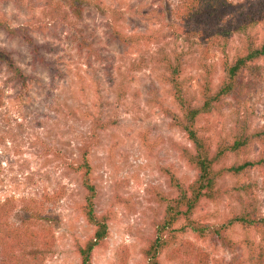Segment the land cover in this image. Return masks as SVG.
Returning <instances> with one entry per match:
<instances>
[{
    "label": "rangeland",
    "instance_id": "1",
    "mask_svg": "<svg viewBox=\"0 0 264 264\" xmlns=\"http://www.w3.org/2000/svg\"><path fill=\"white\" fill-rule=\"evenodd\" d=\"M101 1L123 13L121 20L115 19L128 44L108 39L114 20L110 13L94 8L69 13L70 26L62 28L52 13L71 10L58 0L0 1V17L10 27L28 28L49 64H37L30 46L0 32V50L10 52L29 77L26 85L16 84L5 66L0 67V226L38 237V246L15 253L28 261L36 255L40 264H79L75 243L91 236L94 228L80 213L85 191L75 168L82 148L92 142L96 123L104 129L95 131L96 144L88 154L96 188L94 210L110 214V221L106 243L94 249L92 264H144L146 239L164 212L156 192L176 194L162 168L185 187L195 179L176 147L192 148L184 132L174 127L185 106L182 110L168 93L162 60L167 54H183L182 90L190 106L197 107L203 102L204 79L214 88L219 84L223 55L194 37L188 20L175 15L178 0ZM82 37L93 51L78 47ZM252 96L245 108L238 98L227 97L217 110L198 118L199 133L213 148L230 137L246 111L252 112L253 129L264 126V82ZM259 149L252 145L250 157ZM244 180L257 184L264 215V170H254ZM232 205L227 199L202 202L197 217L213 224ZM0 246L7 250L3 242ZM233 257L221 241L189 233L161 253L159 262L231 264Z\"/></svg>",
    "mask_w": 264,
    "mask_h": 264
},
{
    "label": "trees",
    "instance_id": "2",
    "mask_svg": "<svg viewBox=\"0 0 264 264\" xmlns=\"http://www.w3.org/2000/svg\"><path fill=\"white\" fill-rule=\"evenodd\" d=\"M51 1L49 0L50 3ZM58 2L66 4L71 10L59 16L58 11L52 13L55 22L62 28L70 26L68 15H77L87 8H94L113 16L114 20L108 25V39L128 44V39L123 38L116 25V19L123 18L122 12L105 6L101 0ZM174 13L180 20H188L194 31L192 35L203 38L209 45H215L225 60L222 78L215 88L208 78L204 79L203 102L197 107L190 106L182 90L183 80L180 77L184 67L183 54H173L172 57L167 54L162 60L164 73L166 72L164 82L170 88L168 93L182 110L185 106L182 116L174 118V127L184 132L192 146L190 150L180 145L176 147L180 158L185 160L196 175L194 181L185 187L170 170L162 168L168 178V185L176 190V194L172 196L156 192L157 202L164 205V212L159 222H153V235L146 239L142 250L144 264H161L160 254L173 245L180 235L189 233L198 239H216L227 245L234 253L231 264H264V215L256 199L258 186L253 181L246 183L247 180H244L250 172L264 170V126L253 129L252 112L246 111L241 120L236 122L235 128L231 129L230 135L228 134L230 137L222 138L215 148L201 136L196 126L200 116L217 110L227 97L238 98L240 106L245 108L252 95L261 88L264 82V68L261 66V62H264V0H241L237 3L227 0H178ZM27 29L10 27L9 22L0 17V32L30 46L37 57V64L49 67ZM77 45L79 48L94 50L84 37L77 40ZM45 49H48L46 45L43 47ZM2 66L12 75V82L27 84L29 77L24 76L16 66L13 55L4 49L0 50V67ZM100 128L104 129V126L96 123L91 145L87 143L82 148V158L75 168L85 191L80 213L87 224L94 228L91 236L75 243L79 264H92L94 249L104 246L109 235L107 224L110 214L97 215L94 210L96 188L92 183L88 161L89 151L97 140L95 131ZM254 144L260 149L257 156L252 158L250 153ZM225 199L235 205L218 222L211 224L206 222L207 219L197 217L202 202L220 203ZM232 234L236 239L232 238ZM256 235L259 236L258 240L254 238ZM35 236L27 230H8L0 226V244L3 242L5 249L7 248L4 250L0 246V264H40L36 255L28 261L15 254L29 247L28 245L38 246L40 242Z\"/></svg>",
    "mask_w": 264,
    "mask_h": 264
}]
</instances>
